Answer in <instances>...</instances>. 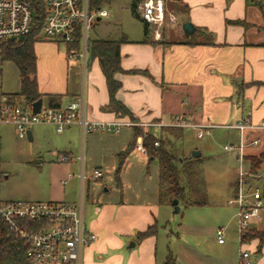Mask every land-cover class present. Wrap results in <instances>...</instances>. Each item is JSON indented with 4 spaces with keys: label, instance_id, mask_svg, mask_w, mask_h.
<instances>
[{
    "label": "crops",
    "instance_id": "obj_1",
    "mask_svg": "<svg viewBox=\"0 0 264 264\" xmlns=\"http://www.w3.org/2000/svg\"><path fill=\"white\" fill-rule=\"evenodd\" d=\"M165 13V21L160 27L162 37L149 36V40L144 41V31L140 37H131L122 29L113 37L91 35V38L114 39L122 34L128 36L129 40L120 46L124 72L116 73L122 83L116 97L130 109L132 116H119L105 108L110 101V92L98 57L89 54L85 70L79 57L69 55V43L43 34L34 43L36 78L43 105L60 107L85 93L90 119L134 122L123 125L119 131L111 129L87 134L75 124L62 132H58L53 123H37L30 128L32 140L46 138L50 130L66 135V142L53 141L61 148L53 150L52 187L49 198L43 200L82 205L86 226L96 234L95 239L83 248V264H165L170 254L177 263L178 258L170 253L171 250H167V258L160 255V230L166 231L167 227L161 222L166 217L162 208L168 202L160 199L158 161L150 160L148 152L141 153L133 146L140 136L144 142V135L150 132L155 136L158 134L156 137L170 139L176 145L188 129H197L188 125L183 132V126L170 124L181 119L189 124L216 125L211 128V133L216 128L224 130L222 135L229 140L226 145L238 143L240 132L224 125L244 119L264 124V0H167ZM173 19L178 20L174 26L170 23ZM186 21L196 26L192 34L183 29ZM150 34H154L151 25ZM62 41L66 43L65 48L60 47ZM132 69L147 72H129ZM19 102L28 106L24 101ZM126 128L131 133L123 132ZM140 129L142 132L136 134ZM249 135L260 136V144L264 146V131L256 130ZM255 148L247 147L246 155ZM225 150L239 158L236 151ZM134 151L146 158L147 173L151 172L152 163L158 164L157 186L148 187L140 180L139 188L130 194L123 188L120 193L111 194V186L108 181H103L104 176L115 173V179L122 186L121 171L119 181L116 176L120 156L124 157L123 172ZM61 154L70 155L71 160L62 161ZM82 154L83 160L79 158ZM39 156L37 164L41 169L45 159ZM244 161L248 163L245 158ZM95 168L102 170L103 175L92 176ZM81 171L86 178L78 176ZM70 173L74 175L70 176ZM74 178L77 179V192L67 200L66 186ZM235 182L238 186L237 178ZM101 184L103 191L96 192ZM260 221L261 218L252 227L264 229L259 226ZM150 225H155V233L137 238V233ZM215 237L217 239L216 232ZM217 242L223 246L227 240L220 243L217 239ZM258 243L259 239L253 238L240 245L250 252L247 261L242 260L240 253H230L222 248L221 253L214 255L206 250L188 248L187 264H264V244L258 251Z\"/></svg>",
    "mask_w": 264,
    "mask_h": 264
},
{
    "label": "rangeland",
    "instance_id": "obj_2",
    "mask_svg": "<svg viewBox=\"0 0 264 264\" xmlns=\"http://www.w3.org/2000/svg\"><path fill=\"white\" fill-rule=\"evenodd\" d=\"M131 3L132 0H105L109 15L95 24L90 35L113 37L122 29L131 37H140L143 33V24L132 13ZM170 23L174 26L178 20L173 19ZM162 34L161 29V37ZM149 36L154 38V34ZM65 46V42H60L61 48ZM20 88L18 66L13 60L2 59L0 54V103L4 93L18 92ZM185 127L183 126V132ZM55 131L50 130L49 134L47 131L48 135L44 139L30 140L28 137H19L14 124L0 122V199L43 200L49 198L53 176L51 160L55 158L53 150L61 148L54 145L53 141L66 142V135L56 134ZM223 131L216 128L210 135L206 134L201 138L197 136V129H188L184 137L176 142L175 149L180 156H190L196 147L201 150L199 156H191L192 158L187 159L185 166L188 170L182 171V182L188 186L191 183L198 189L201 188V191H190L188 196L207 197L209 202L203 205H186L184 202H179V211H175L173 202L163 206L166 217L163 216L165 219L161 222L167 227L166 231L160 230V255L165 256L167 250H171L170 253L172 252L178 258L177 263L174 258L173 264L188 263V248L197 251L206 250L212 255L221 253L219 252L221 248L230 253L234 251L240 253L238 207L236 204H229L228 200L234 197L237 187L235 180L239 177V169L249 171V165L246 161L237 158L235 153L225 150L224 145L229 140L222 135ZM123 132L131 133V130L126 128ZM263 148L264 146L260 144L249 154H258ZM39 155L45 159L41 169L37 164L40 162ZM128 160L125 171L121 170L120 173L122 186L115 179V173H109L110 175L107 173V176H104L103 181H108V185L111 186V194L120 193L122 188L126 191L125 193L130 194L139 188L140 180H144L148 187L157 186V163H152L151 172L147 173V160L140 153L134 151L129 155ZM103 168L106 167L103 166ZM258 173H264V162ZM245 179L248 182L244 184V191L259 187L264 200V176L248 173ZM76 180L74 178L66 186L67 200H71L77 192ZM98 188L96 192L103 191L104 187L101 184ZM221 226L225 228L227 240L223 246H219L215 237L216 229ZM259 226L264 227V210Z\"/></svg>",
    "mask_w": 264,
    "mask_h": 264
},
{
    "label": "built area",
    "instance_id": "obj_3",
    "mask_svg": "<svg viewBox=\"0 0 264 264\" xmlns=\"http://www.w3.org/2000/svg\"><path fill=\"white\" fill-rule=\"evenodd\" d=\"M167 0H139L140 14L154 29V35L160 37V27L165 21ZM44 20L41 34L50 39H61L67 43L74 42L78 37L80 47L70 56L79 57L87 69L89 61L90 31L95 24L109 15L105 6L91 7L90 0H45ZM35 14L29 0H0V40L12 39L29 34L34 26ZM0 122L15 125L19 137L27 138L28 129L37 123H53L58 132L75 124L84 134L96 131L115 129L119 131L123 125H132V121L105 122L90 119L87 113L85 93L78 95L63 106L43 105L39 112L34 113L32 104L24 106L19 101L10 100L7 96L0 103ZM171 125H194L198 136L211 133L214 124H189L177 119ZM239 130L238 143H229L225 149L236 151L243 161L246 149L262 142L260 136H249L256 130L264 131V124L253 123L244 119L224 125ZM159 142L155 141V145ZM134 148L147 154V148L141 136ZM83 160L84 155L79 157ZM62 161L71 160L70 155L61 154ZM253 174L243 168L239 169L237 192L228 200L229 204L238 207V230L240 243L245 242L241 236L252 224L261 218L264 210L263 194L259 187L244 191L246 174ZM70 173V176H73ZM103 171L95 168L92 176L100 177ZM256 176H264L255 174ZM81 179L86 178L84 171L78 173ZM0 218L4 220L27 244L26 254L35 264H83V248L93 241L96 234L86 226L81 204H71L54 200H0ZM220 243L225 241V228L216 229ZM250 252L240 248V257L247 261ZM243 262V261H242ZM245 263V262H244Z\"/></svg>",
    "mask_w": 264,
    "mask_h": 264
},
{
    "label": "trees",
    "instance_id": "obj_4",
    "mask_svg": "<svg viewBox=\"0 0 264 264\" xmlns=\"http://www.w3.org/2000/svg\"><path fill=\"white\" fill-rule=\"evenodd\" d=\"M33 6L35 14V22L32 31L21 37H15L7 40H0V54L2 59L13 60L20 71L21 88L18 92L4 93L10 100L24 101L27 105H31L35 100L41 97L38 91V82L36 78V52L34 43L41 34V28L44 20V3L45 0H29ZM139 0H132V13L141 20L143 24L144 41L149 40L150 24L144 20L138 12ZM91 7H102L105 0H90ZM128 36L122 34L120 38H90L89 54L99 58L103 71L106 75L108 88L110 92V101L105 108L111 109L119 116L131 115L130 109L116 97V92L122 83L116 78L117 72H124L120 62V46L124 41H128ZM80 47L79 37L72 43H69V51L76 52ZM129 72H147L146 70L132 69ZM53 100V99H51ZM141 133L142 130L136 131ZM250 136V135H249ZM155 141L159 144L155 145ZM144 144L147 148L150 160H157L159 163V185L161 202H172L174 198H178L179 202L186 205H203L209 202L207 197L193 198L188 196L192 190L201 191L194 184L190 186L182 182V171H187L185 166L190 156H180L175 149L174 141L163 137H156L148 132L144 135ZM120 162L116 170L118 181L124 157L120 156ZM245 159L249 164V171L253 174H259V169L264 162V148L258 154L245 155ZM190 188V189H189ZM155 233V225H150L147 229L139 231L137 238L143 239ZM253 238H258V251H261L264 244V229L258 230L251 227L241 236L243 242ZM27 244L24 240L4 221L0 218V264H35L31 261L27 254ZM174 256L170 254L165 264H173Z\"/></svg>",
    "mask_w": 264,
    "mask_h": 264
},
{
    "label": "water",
    "instance_id": "obj_5",
    "mask_svg": "<svg viewBox=\"0 0 264 264\" xmlns=\"http://www.w3.org/2000/svg\"><path fill=\"white\" fill-rule=\"evenodd\" d=\"M183 29L187 33L192 34L196 30V26L191 21H186L183 24ZM42 106H43V98L40 97L32 103L33 112L34 113L39 112L41 110ZM28 138L30 140H32V130L31 129H28ZM200 154H201L200 149H194L192 151V155L195 157L199 156ZM172 202H173V205L175 206V211H179L180 210L179 199L174 198ZM132 244L134 245V242H132ZM179 264H181V263L179 262Z\"/></svg>",
    "mask_w": 264,
    "mask_h": 264
}]
</instances>
